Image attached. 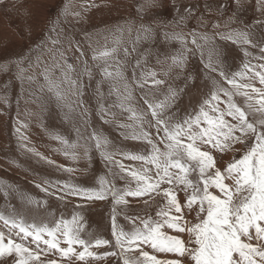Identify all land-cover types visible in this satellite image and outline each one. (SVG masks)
<instances>
[{
    "label": "rangeland",
    "instance_id": "obj_1",
    "mask_svg": "<svg viewBox=\"0 0 264 264\" xmlns=\"http://www.w3.org/2000/svg\"><path fill=\"white\" fill-rule=\"evenodd\" d=\"M143 3L144 0H4V3H0V64H8L6 72L0 71V97H7V103L0 100V185L6 186L8 192L6 198L4 190H0V212L7 214L15 209L30 220L35 218L37 222L58 220L61 217L71 220L73 215L79 214L82 217L80 222L84 225L81 233L83 237L87 238V233H92L94 237L107 239L114 244L112 197L87 200L68 194L63 190V182L93 188L98 187L97 179L104 176L114 179L117 188H123L125 181L119 176H113V173L119 171L118 166L104 160L94 147L89 151L90 159L82 153L77 161L67 159L57 151L60 145L50 135L58 133L75 141L76 130L79 129L83 137L79 143L84 144L95 131L108 139L109 151L143 152L145 144L126 139L122 134L125 129L119 127L133 122L129 119L130 113L125 110L128 107L138 114L148 112L146 119H152L144 103L148 88L142 90L135 82L141 72L154 71L157 79L165 81L158 91H153L150 99L163 100L169 86L175 91L176 95L164 115L179 120L193 110H198L212 90L213 79L221 81L218 75L221 65L229 73L241 69L245 60L242 48L230 40L221 39L218 33H226L231 29L246 30L251 33L250 38L254 43H264V23H257L264 21V13L257 10L256 0H240L239 5L236 0H155L153 6H145L142 11H138ZM66 5L69 6V12L65 17L62 12ZM75 12L80 15H73ZM117 26L124 29L123 42L116 58L109 61L108 71L115 73L119 68L124 79L113 81L105 79L102 73L103 61L93 60L92 56L94 49L113 46L110 32H114ZM144 28L150 29L147 36ZM173 32H182L188 41L187 47L193 50L186 53L187 58L182 67H177L172 61V57L183 51L181 43L165 37L166 33L170 36ZM193 34H207L209 43L204 44L200 35H197V42L203 48L196 50L191 43ZM53 40L59 42L54 45ZM77 47L83 51V56ZM244 47L252 53L248 58L251 64L264 63L253 58L260 56L258 48ZM124 48L128 50L127 56ZM213 49L215 51H212L209 60V53ZM60 52H63L64 59H60ZM53 53L57 61L65 65V69L66 64L73 66L70 76L82 84L83 94L71 97L77 101L73 104L71 119H65L68 109L62 108L52 93L47 89L40 91L44 79L39 73L44 66L53 63ZM217 59L221 61L220 64L216 62ZM20 60L24 61L22 66L25 68L28 67V61H31L33 68L27 74L36 75L33 82L25 80L22 85L17 79L18 69L13 62ZM85 62L90 77L84 72ZM37 63L39 67H36ZM208 63L218 71L206 68ZM53 75L59 79L60 70L54 69ZM255 83L261 87L258 81ZM62 87L66 89L68 86L64 84ZM129 93L130 99L123 101L122 108L117 94L123 98ZM236 99L242 102L241 98ZM16 128H20L19 134ZM21 135L28 138L23 143L34 147L55 161V164L49 165L21 149ZM234 147L237 149L235 153L214 151L218 167L223 168L234 155L238 158L242 154L244 147L241 144ZM115 159L126 168L140 167L139 162L120 155H116ZM56 165L74 171L68 173ZM45 180L51 182L50 185H45ZM56 181L62 183L56 185ZM37 184L48 187V191H42ZM24 198L38 201L39 206L35 203L27 204ZM179 198L184 199L182 192ZM127 199V206H117L118 228L123 227L126 231L131 229V223L125 216H144L146 213L155 215L159 198L150 200L148 205H145L144 200H149V197ZM4 231L7 232V229ZM93 250L100 255L106 251H119L107 245ZM49 258L55 259L57 264H64L66 259H62L58 253H49ZM13 260L14 256L0 258V264H13ZM89 260L90 264H122L118 256ZM75 264L83 262L75 261Z\"/></svg>",
    "mask_w": 264,
    "mask_h": 264
},
{
    "label": "snow or ice",
    "instance_id": "obj_2",
    "mask_svg": "<svg viewBox=\"0 0 264 264\" xmlns=\"http://www.w3.org/2000/svg\"><path fill=\"white\" fill-rule=\"evenodd\" d=\"M154 2L144 0L138 11H142L145 6H153ZM236 2L240 4V0ZM0 3H4V0H0ZM256 4L257 10L264 13V0H256ZM68 12L69 6L66 5L62 15L66 17ZM73 15L79 16L80 13L75 12ZM214 27L218 28L219 25ZM52 30L55 31V28ZM123 33L124 29L117 26L114 32H110L113 46L93 50L92 59L103 61L105 79H124L119 68L115 73L108 71L109 61L114 60L121 50ZM144 33L147 36L150 29L144 28ZM197 35H200L204 44L209 43V37L207 34H193L191 43L196 50H201L203 45L197 42ZM218 35L240 46L245 60L239 71L230 73L225 72L222 65L218 71L211 63L206 64L205 67L210 71H218L222 82L212 80L209 95L198 110H193L191 114L179 120L174 116L165 117L164 113L176 93L169 86L163 100L150 99L153 91H158L165 84L164 80L156 78L154 71L141 72L135 80L142 90L148 88L144 103L152 119H146L148 112L138 114L128 107L125 110L130 113L129 119L133 122L119 127L125 129L122 134L126 139L143 142L145 151H109L108 139L95 131L84 144L79 143L83 138L79 129L76 130L75 141L58 133L50 135L60 145L57 151L67 159L77 161L81 153L90 159L89 151L94 147L104 160L118 166L119 171L113 176L125 181L123 188H117L114 179L104 176L97 179L98 187L93 188L63 182V190L68 194L87 200L112 197L114 244L107 239L94 237L92 233H87V238L83 237L81 233L84 225L80 222L82 217L79 214L73 215L71 220L61 217L58 220L37 222L35 218L30 220L13 209L7 214L0 212V258L14 256L13 264H57L55 259L49 258V253H58L62 259L66 258L64 264H75V261L90 264L89 258L101 259L106 256H118L122 264H264V63L251 64L248 58L252 53L244 47L258 48L260 56L253 58L264 61V43H254L250 38L251 33L246 30L231 29ZM165 37L181 43L183 51L172 57V61L177 67H182L187 58L186 53L193 52L187 47L188 41L182 32H173L170 36L166 33ZM58 42L52 41L54 45ZM77 51L81 56L84 55L79 47ZM123 51L127 56V48ZM212 51L215 49L210 51L209 60ZM59 55L60 59H64L63 52ZM52 61L39 73L44 79L40 91L47 89L52 93L57 103L68 109L65 119H71L73 104L77 103L71 97L83 94L82 84L70 76L72 65L65 61V69V65L57 61L55 53ZM216 62L221 63L219 59ZM13 63L16 64L17 79L22 85L25 80L33 82L36 79L35 74H27L33 68L31 61H28L27 68L22 66L23 60ZM36 67H39V63ZM54 69L60 70L59 79L54 77ZM7 70V63L0 64V71ZM84 72L91 76L87 62ZM255 81L261 87H257ZM64 84L68 86L66 89L62 87ZM124 87L128 88L127 83ZM237 97L242 102H238ZM117 99L123 108V101L130 99V93L123 98L117 94ZM0 100L7 103L6 96L0 97ZM16 133H20V128H16ZM19 138L22 141L19 145L21 149L49 165L55 164V161L34 147L23 143L28 139L27 136L21 135ZM161 144L163 147H160ZM236 144L244 147L242 154L238 158L234 155L223 168L218 167L214 151L235 153ZM116 155L139 162L140 167L126 168L115 159ZM56 167L68 173L74 171L63 165ZM50 183L44 181L45 185ZM61 183L55 182L56 185ZM36 186L48 191V187L40 184ZM0 190H4L7 198L6 186L0 185ZM180 192L183 193V200L179 198ZM128 197H149V200H144L145 205L159 198V203L154 216L147 213L144 216H125L131 223V229L126 231L123 227L118 228L116 217L117 206H127ZM24 199L27 204L39 206V202L32 198ZM105 245L119 251H106L100 255L93 250ZM158 254H164V258Z\"/></svg>",
    "mask_w": 264,
    "mask_h": 264
},
{
    "label": "bare ground",
    "instance_id": "obj_3",
    "mask_svg": "<svg viewBox=\"0 0 264 264\" xmlns=\"http://www.w3.org/2000/svg\"><path fill=\"white\" fill-rule=\"evenodd\" d=\"M40 11H41V10H40ZM41 13H42V12H41ZM22 23H23V22H22ZM130 198H131V197H130ZM130 200H131V199H130ZM131 201H132V200H131ZM137 206H138V205H137ZM94 208H95V207H94ZM188 218L191 219V216H189ZM173 234H175V233H173ZM169 256H170V254H169ZM6 258H7V257H6ZM161 258H164V254L161 255Z\"/></svg>",
    "mask_w": 264,
    "mask_h": 264
}]
</instances>
